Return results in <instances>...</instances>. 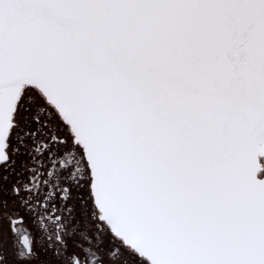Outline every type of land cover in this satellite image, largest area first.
I'll list each match as a JSON object with an SVG mask.
<instances>
[{"label": "snow or ice", "instance_id": "6c2138e0", "mask_svg": "<svg viewBox=\"0 0 264 264\" xmlns=\"http://www.w3.org/2000/svg\"><path fill=\"white\" fill-rule=\"evenodd\" d=\"M0 264H264V0H0Z\"/></svg>", "mask_w": 264, "mask_h": 264}]
</instances>
